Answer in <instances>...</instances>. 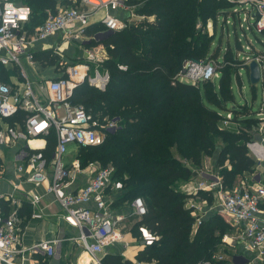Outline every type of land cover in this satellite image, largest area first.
<instances>
[{"label": "trees", "instance_id": "16d2710c", "mask_svg": "<svg viewBox=\"0 0 264 264\" xmlns=\"http://www.w3.org/2000/svg\"><path fill=\"white\" fill-rule=\"evenodd\" d=\"M26 2L31 8L26 23L30 29L58 4L56 0ZM124 4L131 6L136 17L125 27L97 38L105 30L102 22L92 21L84 29L90 37L88 46L105 49L101 65L109 79L103 89L80 82L70 102L83 105L93 117L115 119L116 126L101 143L79 147L77 158L82 167L88 162L114 167L113 177L125 187L118 200L141 196L145 202L146 212L134 222L132 233L139 237L137 227L143 225L156 238L137 252L136 262L119 252H107L101 264L214 262L212 256L230 226L213 211L193 230L196 217L189 199L205 197L211 204L212 198L207 191L189 193L181 186L190 178V165L202 166L204 156L216 154L215 166L226 189H232L237 176L256 170L257 161L245 143L253 138L261 120L252 116L249 106L235 102L232 90L233 77L239 79L241 68L247 73V65L230 49L219 57V47H211L216 19L226 16L234 0H124ZM208 21L213 24L211 33ZM33 60L53 65L60 55L49 49L35 50ZM203 60L214 64L219 75L216 84L214 80L191 83L180 79L186 62ZM119 64L126 69L118 68ZM12 76L18 77L17 68L8 70L0 64V81L13 83ZM220 111L231 112L232 123L239 125L237 131L221 126L224 115ZM24 116L20 110L1 120L20 124ZM53 144L51 131L45 149L48 156ZM0 202L5 213L10 206ZM29 212V203L24 201L20 214L27 218ZM34 258L39 264H49L46 256L34 254Z\"/></svg>", "mask_w": 264, "mask_h": 264}, {"label": "built area", "instance_id": "2783aa9c", "mask_svg": "<svg viewBox=\"0 0 264 264\" xmlns=\"http://www.w3.org/2000/svg\"><path fill=\"white\" fill-rule=\"evenodd\" d=\"M244 1L249 5L241 19L248 22L249 29L263 32L264 0ZM70 2L66 6L57 4L52 11L47 9L43 21L30 29L26 25L31 12L27 4L0 0V52H3L0 54V64L16 67L19 77H15L13 83L0 81V150L21 142L15 147L14 159L17 163L10 184L13 189H18L24 182L33 187H42V192L26 191V202L30 206L29 218H43L39 202L44 194H51L61 207V212L53 215L78 231L77 236L61 234L55 235L52 240L43 238L24 244L22 234L27 228L28 217L20 214L21 203L18 199L0 193V200L10 206L4 213L0 202V264H23L24 260L34 254L52 258L57 256L61 244L67 240L77 242L91 255H95L119 238L117 223L126 217L138 220L146 212L143 197L135 196L128 202L127 215L115 214L113 203L125 192V187L113 177L114 167L110 164L100 166L97 162H88L82 167L77 158L79 147L101 143L106 133L116 126L115 119L93 117L83 105L70 102L74 88L84 80L98 89L105 87L109 79L108 71L101 65L105 49L102 55L88 51L87 59L82 61L68 62L60 58L54 66L56 75L42 78L39 82L42 96L34 91L27 64L33 61L35 44L44 43L46 38L58 31H61L65 43L80 41L85 27L100 10L104 11L99 19L105 26L103 32L125 27L133 16L131 6L125 5L124 0ZM119 8H126L129 15L122 18L114 14L113 11ZM45 47L41 46L38 50L47 49ZM245 49L250 51L248 46ZM254 51L242 56L238 53L237 57L246 65L250 60H255L259 65L260 80H264V53ZM89 61H95L93 69ZM118 68L124 70L126 66L119 64ZM178 75L180 79L194 83L213 80L218 72L212 62L203 60L186 62ZM59 107L61 112H58ZM20 110L25 112L20 124L15 122L10 125L1 120L12 117ZM231 117V112L227 111L221 125L226 127ZM51 131L54 133V144L48 156L45 149ZM257 132L259 139L252 138L246 141L245 146L248 154L255 161L261 162L264 161V120L257 127ZM30 140L42 143L32 146ZM80 173L87 174L86 182L71 189L74 178ZM215 184L220 192L219 213L230 225L239 229L238 238L246 247L263 254L264 224L258 213L264 199V185L241 184L230 190H222L220 181ZM210 186L201 181L188 191L196 193L197 189L206 190ZM89 203L92 206H87ZM137 230L144 246L156 238L143 225H139ZM197 264L215 263L205 261Z\"/></svg>", "mask_w": 264, "mask_h": 264}, {"label": "crops", "instance_id": "0c3cea01", "mask_svg": "<svg viewBox=\"0 0 264 264\" xmlns=\"http://www.w3.org/2000/svg\"><path fill=\"white\" fill-rule=\"evenodd\" d=\"M15 1V0H14ZM58 4H61L64 0H56ZM16 2V1H15ZM245 8L249 4H245ZM114 14L125 18L129 15L128 10L126 8H119L116 11H113ZM100 14V17H99ZM104 11L100 10L96 12L92 19V21H99V19L103 16ZM98 17V19H97ZM136 18V17H134ZM133 19V18H132ZM90 42V37L86 36V33L82 36L80 41H76L74 43H65L63 41V35L61 31H58L54 35L49 36L44 40V43L35 44L33 51L38 50L41 46H46L45 48L56 52L60 55V58H66V61L70 62L72 60H84L87 59V52L92 51L96 55L104 50L103 46L100 45L101 49L96 51L94 47L88 46ZM50 46V47H48ZM254 51V49H252ZM255 52V51H254ZM262 52V51H259ZM264 53V52H263ZM3 54V52H0ZM102 55V54H100ZM55 64L53 65H43L39 61L33 60L32 62L27 64L28 72L34 74V71L38 68V70L43 71L47 70V68L52 67V70L45 77H54L56 75ZM91 66V64H90ZM96 64L94 65V67ZM91 66V68H94ZM5 68L11 70V64L5 65ZM12 80H15V77H11ZM264 110L263 106H261ZM58 112H61V107L58 108ZM259 119L262 120L259 123L261 124L264 120V111L258 112ZM232 124V123H231ZM234 124V123H233ZM258 124V126L260 125ZM257 126V127H258ZM228 127V126H227ZM259 133L253 134V139H259ZM21 142H16L14 145H8L3 148L4 157L0 156V193L9 194L14 198L18 199L21 203V206L24 201H26V191H37L42 192V187H33L30 183H21V186L18 189H13L10 180L13 179L14 169L17 161L14 159L15 147H17ZM29 143L32 146H37L42 143L39 140H30ZM208 157V158H207ZM203 168L196 167L190 165L191 175L188 181H186L181 188L187 192L188 190L196 186L199 182L204 181L209 188L205 189H197L207 191L206 194L209 195V192L215 191L214 197L217 201V204L213 205L212 203H208L205 197L195 196L189 199L188 205L193 206L194 210L192 211V215L196 217L195 223L193 225V230L196 228L198 221L202 218L208 216L210 212L216 211L219 213V198L218 194L219 187L218 185H214L221 181L220 175L218 172V167L215 166L216 163V154L213 156H204ZM242 180H240L239 184H261L264 185V161L257 162L256 170L252 173L244 172L242 175H239ZM87 174L80 173L78 174L72 183L71 189H76L78 186H81L86 182ZM237 184V185H239ZM222 190H227L222 187ZM221 190V191H222ZM192 193V192H189ZM192 200H197L196 202H192ZM129 201L118 200L113 203V211L115 214H124L127 215L129 212ZM40 208H42V213L44 214L43 218L27 219V228L22 234V241L24 244H29L31 242H36L40 239L52 240L55 235L61 234H70L77 236L78 231L76 228L68 226L64 223L60 218L55 217L53 214H59L61 212V207L58 202L54 199L51 194H44L39 202ZM87 206H92V203L87 204ZM259 218L264 224V199L261 201L259 205ZM30 213V212H29ZM220 214V213H219ZM221 215V214H220ZM222 217V215H221ZM130 217H126L124 220L117 223L116 230L120 234L119 238H117L114 242L106 245L102 253L100 255L95 254L91 255L87 250H85L80 244L75 241H64L59 248V252L57 256H54L49 259V264H60L61 261H68L69 264H101V258L107 252H120L124 258L131 260L132 262H136L135 255L137 252L144 247L142 245L141 240L138 236H134L132 233V226L136 219H129ZM230 230L221 238L220 243L217 247L221 245L224 247V253H222V257L215 259L214 256L212 258L215 260L216 264H264V253L259 254L256 250L246 247L239 240V229L230 224ZM136 231V230H135ZM224 255V256H223ZM38 260L34 258V255L28 257L23 261V264H38Z\"/></svg>", "mask_w": 264, "mask_h": 264}, {"label": "rangeland", "instance_id": "374dc122", "mask_svg": "<svg viewBox=\"0 0 264 264\" xmlns=\"http://www.w3.org/2000/svg\"><path fill=\"white\" fill-rule=\"evenodd\" d=\"M15 1L20 2V3L22 2L27 3L26 0H15ZM70 3H71L70 0H67V2L63 3V5L66 6V5H69ZM245 4L246 3L244 0H234V5L226 13V16L219 15L216 19L215 26H214L215 27L214 28V38L211 42V47L213 48L219 47V57L222 55L223 51L228 50V49H230L233 54H236V56L238 53L241 56L247 55L251 51H253L252 49H254L255 51L264 52V31L257 32L253 28L249 29L248 22H244L241 19L243 13L246 12ZM99 17H100V14H99ZM132 18H134V16H132ZM206 28L209 33L212 32L213 30L212 21L207 22ZM102 35L104 34L103 33L96 34V38ZM247 46L249 47L250 51L245 49ZM92 47H94L96 51L101 49L100 45H92ZM100 54H104V50H102L99 53V55ZM89 63L91 64V66L94 67L95 61H89ZM50 70H52V67H49L47 68V70H43V71H40L37 68L36 71H34V74L33 73L31 74L29 72L30 78L33 83L34 91L41 94V96H42V92H40L41 89L39 88V82L41 81L43 76L48 75ZM239 72H240L239 79H235V77H233V84H232V90H233L235 102L238 104H246L247 106H249L253 112L252 116L254 118H258L259 115L257 113L264 111L261 107L263 106L264 108V80L263 79L259 80V82H257L254 85V90L252 92L251 90L252 85L248 81V76H247L245 69L241 68ZM218 77L219 75L213 79L215 84L217 83ZM226 113L227 111L226 112L220 111V114L222 115ZM231 123L232 121H230L229 124L227 125L228 128H231L237 131V128H239V125L237 123H234V124L233 123L231 124ZM254 133H256V131H254ZM0 156L4 157L3 149L0 150ZM202 162H204V158ZM200 167L203 168V166H200ZM240 180H242V178L240 176H237L235 178L233 187L238 186L237 184H239ZM230 189H227V190H230ZM214 194H215V191L214 193L210 191L208 196L212 198L211 203L213 205L214 204L216 205L217 201L215 200ZM196 201L197 200H192V202H196ZM129 219H134V218L130 217ZM223 220L227 224H229L224 218ZM100 253H102V251L97 252L96 254L100 255ZM222 253H224V247L221 245L220 247H217L213 256L215 257V259H218L219 257H222Z\"/></svg>", "mask_w": 264, "mask_h": 264}, {"label": "water", "instance_id": "95a60500", "mask_svg": "<svg viewBox=\"0 0 264 264\" xmlns=\"http://www.w3.org/2000/svg\"><path fill=\"white\" fill-rule=\"evenodd\" d=\"M111 32V30L102 32L104 34H108ZM247 76L248 81L251 85H255L260 80V71H259V65L255 60H250L247 64Z\"/></svg>", "mask_w": 264, "mask_h": 264}]
</instances>
